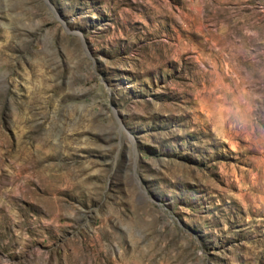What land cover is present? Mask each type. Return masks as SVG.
I'll return each mask as SVG.
<instances>
[{
  "label": "rangeland",
  "instance_id": "1",
  "mask_svg": "<svg viewBox=\"0 0 264 264\" xmlns=\"http://www.w3.org/2000/svg\"><path fill=\"white\" fill-rule=\"evenodd\" d=\"M0 264H264V0H0Z\"/></svg>",
  "mask_w": 264,
  "mask_h": 264
}]
</instances>
